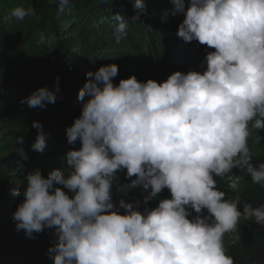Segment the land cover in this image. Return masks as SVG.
I'll list each match as a JSON object with an SVG mask.
<instances>
[{"label":"clouds","instance_id":"clouds-1","mask_svg":"<svg viewBox=\"0 0 264 264\" xmlns=\"http://www.w3.org/2000/svg\"><path fill=\"white\" fill-rule=\"evenodd\" d=\"M171 3L169 13L184 16L176 35L214 49L206 70L175 71L163 82L132 75L115 84L118 64L101 65L88 73L78 94L81 114L66 129L68 143L81 147L66 152L63 170L24 175L26 187L16 193L24 200L12 218L29 238L54 229L48 249L54 264H234L225 235L238 240L241 219L264 225V205L226 198L215 179L235 189L232 172L240 168L264 187V162L253 165L248 144L250 126L264 129V0ZM70 8V0H59V13ZM134 8L138 19L144 0ZM31 14L17 6L4 21ZM114 20L120 43L127 20L119 13ZM58 91L57 78L55 90L40 87L21 102L44 108ZM33 127L39 131L32 148L43 152L47 134L39 121ZM121 170L148 193L145 205L164 189L170 198L143 211L121 199L117 208L113 186Z\"/></svg>","mask_w":264,"mask_h":264},{"label":"trees","instance_id":"trees-1","mask_svg":"<svg viewBox=\"0 0 264 264\" xmlns=\"http://www.w3.org/2000/svg\"><path fill=\"white\" fill-rule=\"evenodd\" d=\"M134 3L135 0H70V10L59 13V0H0V220L11 216L17 206L9 197V190L14 189L11 183L24 189V175L28 172L40 169L47 177L54 169L63 170L66 152L81 147L79 141L68 143L66 129L81 114L78 94L92 78L88 73L115 62L119 73L114 83L119 84L122 78L132 75L140 81L151 78L163 82L175 71L206 70L205 57L214 49L198 41L185 43L176 35L184 16L169 13L173 8L171 0H144L145 9L138 19H133L138 12ZM17 6L31 8L33 14L22 21L13 18L5 22L4 17ZM117 13L124 15L128 24L127 35L120 43L113 35ZM42 35L46 38L43 44ZM57 78L59 91L54 104L31 108L26 101L21 102L40 87L55 90ZM34 121H39L47 134L43 152L32 148L39 131L33 127ZM250 133L252 163L258 166L264 162V129L250 126ZM19 136L24 137L22 145L16 143ZM232 175L239 178L235 189L226 178L215 177L226 198H239L253 207L264 205V187L253 183L243 169H233ZM147 194L141 186H131L126 170L118 172V183L113 186L117 208L123 199L143 211L171 196L164 189L145 205ZM239 208L243 210V203ZM237 232L239 239L234 243L232 234L224 237L234 264H264V225L241 219ZM36 235L42 251L28 252L30 264H54L48 255L56 241L54 229L47 228Z\"/></svg>","mask_w":264,"mask_h":264},{"label":"rangeland","instance_id":"rangeland-1","mask_svg":"<svg viewBox=\"0 0 264 264\" xmlns=\"http://www.w3.org/2000/svg\"><path fill=\"white\" fill-rule=\"evenodd\" d=\"M10 186L14 188L9 190V197L15 200V212L24 200L23 195L16 194L22 190V185L11 183ZM13 214L0 220V264H30L28 252L40 254L41 241L36 234L34 238H29L24 230L17 231Z\"/></svg>","mask_w":264,"mask_h":264}]
</instances>
